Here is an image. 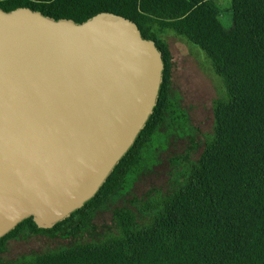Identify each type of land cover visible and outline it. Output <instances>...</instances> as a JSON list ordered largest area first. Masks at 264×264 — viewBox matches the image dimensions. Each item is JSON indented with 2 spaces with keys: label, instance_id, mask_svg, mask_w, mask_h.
<instances>
[{
  "label": "trees",
  "instance_id": "16d2710c",
  "mask_svg": "<svg viewBox=\"0 0 264 264\" xmlns=\"http://www.w3.org/2000/svg\"><path fill=\"white\" fill-rule=\"evenodd\" d=\"M230 2L232 25L224 29L213 0H0L3 11L26 7L76 23L101 12L120 15L155 44L163 63L152 114L96 194L50 229L23 220L0 238V256L8 241L27 236L76 243L0 264H264V0ZM167 31L199 48L221 82L222 95L212 102V134L167 194L150 190L127 202L134 211L111 209L114 232L100 240L96 213L129 193L171 129L185 121L160 37ZM196 148L191 140L189 151Z\"/></svg>",
  "mask_w": 264,
  "mask_h": 264
},
{
  "label": "water",
  "instance_id": "95a60500",
  "mask_svg": "<svg viewBox=\"0 0 264 264\" xmlns=\"http://www.w3.org/2000/svg\"><path fill=\"white\" fill-rule=\"evenodd\" d=\"M161 53L120 15L76 23L0 9V238L91 199L143 129Z\"/></svg>",
  "mask_w": 264,
  "mask_h": 264
},
{
  "label": "rangeland",
  "instance_id": "374dc122",
  "mask_svg": "<svg viewBox=\"0 0 264 264\" xmlns=\"http://www.w3.org/2000/svg\"><path fill=\"white\" fill-rule=\"evenodd\" d=\"M219 10L218 20L224 29L232 25L230 0H213ZM161 39L166 43L171 57V90L177 95V104L185 114L182 128L176 127L166 136L165 147L157 148L153 165L139 177L127 195L109 205V209L96 213L93 220L102 240L109 232H114L111 222V209L128 207L132 199L142 200L148 191L161 195L167 194L175 186L173 180L188 162H195L203 150L205 137L212 134L213 114L212 102L222 95L223 88L206 60L203 52L187 43L182 38L167 31ZM191 140L197 145L194 151H189ZM188 154V160L182 156ZM134 211V209L131 207ZM147 222V219L140 223ZM83 241H89L88 238ZM82 242V241H81ZM76 241L72 239L49 238L42 235L27 236L10 240L6 251L1 254L3 261L16 260L22 256L29 257L47 251L70 247Z\"/></svg>",
  "mask_w": 264,
  "mask_h": 264
}]
</instances>
